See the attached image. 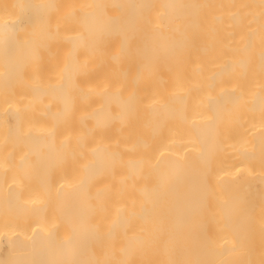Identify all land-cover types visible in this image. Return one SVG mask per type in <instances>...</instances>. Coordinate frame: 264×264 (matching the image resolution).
I'll use <instances>...</instances> for the list:
<instances>
[{"label": "bare ground", "instance_id": "bare-ground-1", "mask_svg": "<svg viewBox=\"0 0 264 264\" xmlns=\"http://www.w3.org/2000/svg\"><path fill=\"white\" fill-rule=\"evenodd\" d=\"M189 222L264 233V0H0V264H186Z\"/></svg>", "mask_w": 264, "mask_h": 264}, {"label": "rangeland", "instance_id": "rangeland-1", "mask_svg": "<svg viewBox=\"0 0 264 264\" xmlns=\"http://www.w3.org/2000/svg\"><path fill=\"white\" fill-rule=\"evenodd\" d=\"M5 10V5L3 6V11ZM2 53V52H1ZM4 54H5V52H3ZM3 53H2V55H3ZM7 54V53H6ZM3 56H5V55H3ZM3 65L4 66H6V62L5 61H3ZM25 169V168H24ZM32 169V168H31ZM43 169V168H42ZM14 169H12V170H10V171H12V172H8V174H10V177H11V175H12V177L14 176L15 177V175L14 174H16V175H18V176H20V178H22V175H25L26 173H27V175L29 174V176H28V178H25V177H23L22 178V181L23 180H25L26 182H31V179L30 180H28L29 178H31V174L33 173H31V172H29V170H28V168H27V170L26 171H28V172H26L25 170V174L23 173V171H21V170H23V169H20L19 168V173H18V170H17V172H14L13 171ZM35 170H36V173H38V170H39V172H40V170H41V168L40 169H36L35 168ZM44 170H46L45 168H44ZM44 170H42V172H44ZM48 170V169H47ZM51 170V169H50ZM9 171V170H8ZM32 171H33V169H32ZM49 171V170H48ZM47 171V172H48ZM41 172V173H42ZM46 172V171H45ZM51 173H52V170L50 171ZM13 173V174H12ZM23 173V174H22ZM31 173V174H30ZM35 173V172H34ZM39 174L38 176H42V177H40L39 179L40 180H38V183L39 182H41L42 181V179L43 178H45L44 176H43V174L44 173H42V174ZM50 173V174H51ZM46 174V173H45ZM44 174V175H45ZM7 175V174H6ZM26 175V176H27ZM37 175V174H36ZM9 175H7L6 177H8ZM17 176V177H18ZM48 176V175H47ZM46 176V177H47ZM50 176L51 175H49L48 177H49V179H51L50 178ZM66 175H64V177H65ZM34 177V176H33ZM52 177V176H51ZM60 177H63V176H60ZM68 177H69V175H68ZM67 177V178H68ZM52 178H54V177H52ZM17 179V178H16ZM37 179V177H34V181H32V183L33 182H36L35 180ZM18 180H20L19 179V177H18ZM33 180V179H32ZM45 180H48V178L47 179H45ZM43 182V181H42ZM41 182V183H42ZM243 195L244 196H246V194H245V192H243ZM247 197V196H246ZM195 217V216H194ZM192 218V217H191ZM201 218V216L200 217H198V221H197V218L195 217V220L197 221V223H199V221L201 220V226H199V227H205V225H206V227L207 226H211L210 225V217H202L203 219H200ZM160 219H162L161 217H160ZM166 218H164L163 220H165ZM167 219L168 220H171V219H169L168 217H167ZM174 219V218H173ZM179 219V218H178ZM226 219V218H225ZM203 220H205V222H206V220H210L208 223H209V225H208V223H205V224H203V226H202V223L204 222ZM191 223L193 224L195 221H194V219L192 220L191 219ZM203 221V222H202ZM190 222H189V226L191 227V228H189L187 225H185V224H182L181 226H180V228H177L176 230H172V234H173V236H174V239H173V244H174V247H175V251H174V255L176 256V254H177V256L176 257H178L177 258V261H183V262H185L186 264H190L191 262V264H205V263H207L209 260L208 259H210L209 257V255L207 256V254H210L209 252H208V245H207V243L205 242V237H206V234L204 233V232H202L203 230L205 231V229H202V228H199V229H202V230H200L199 232H200V234H198L199 232H197L199 229L197 228V226L196 227H192V224H191ZM196 224V223H195ZM211 224H212V221H211ZM193 226H195L194 224H193ZM205 227V228H206ZM238 227V226H237ZM253 227V228H252ZM254 227H255V229H254ZM254 230V232H253V230ZM256 228H259V226H256V224L255 225H251V227L249 226L248 228L247 227H245V231L246 232H243L244 230H242V232L244 233V238L247 236V239L248 240H245V239H243V244H241V245H243V247L242 248H244L243 250H239V251H241L239 254L241 255H239L238 257H235V258H233V257H229V258H226L225 260V262H226V264H234L233 263V260L235 259V260H238L239 258H240V260H238V264H239V262H242L243 263V261H244V258L245 257H249L248 255L247 256H245L246 255V253H242V252H250L252 255H253V253L255 254V253H258V255L259 254H263L264 252H263V249H264V240H263V238H264V233L262 234V236H261V232H263V231H261V228L259 229L260 231L259 232H257L258 233V237H259V234H260V237L259 238H257L256 236H257V233H255L258 229H256ZM165 228H163V230H164ZM242 229H244V228H242ZM247 229V230H246ZM249 229H251V230H249ZM250 232H249V231ZM193 231H196L197 233H193ZM202 233H204V234H202ZM247 233H248V235H247ZM254 234L255 236L253 237V235L252 234ZM240 234V233H239ZM164 235H166V233L164 232V231H162V233H161V235L159 234V238L160 237H163ZM241 235H242V233H241ZM250 236H251V238H250ZM249 237V238H248ZM256 237V238H255ZM242 239V238H241ZM245 241V242H244ZM241 242V241H240ZM240 242H239V245H240ZM242 243V242H241ZM240 245V246H241ZM245 246V247H244ZM206 248L205 250L203 249V248ZM238 248V247H237ZM263 248V249H262ZM238 251V252H239ZM263 252V253H262ZM232 253V252H231ZM238 255V254H237ZM256 255V254H255ZM253 256L252 258H254V257H256L257 258V256ZM242 256H245V257H243L242 258ZM258 257H260V256H258ZM237 258V259H236ZM251 258V257H250ZM262 258H264V255H263V257ZM241 259H242V261H241ZM246 260V262L248 261L247 259H249V258H245ZM234 260V261H235ZM253 260V259H252ZM251 260V261H252ZM256 260V259H255ZM259 260H264V259H258L257 261L258 262H260ZM244 261V262H245ZM190 262V263H189ZM235 262H237V261H235ZM245 262V263H246ZM248 262H250V261H248ZM254 262V261H253ZM255 263L256 264H259V263H257L256 261H255ZM261 263V262H260ZM253 264V263H252Z\"/></svg>", "mask_w": 264, "mask_h": 264}]
</instances>
